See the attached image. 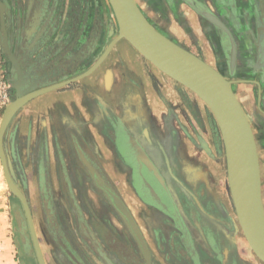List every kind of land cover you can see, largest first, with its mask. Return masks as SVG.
I'll list each match as a JSON object with an SVG mask.
<instances>
[{
    "label": "flooded vegetation",
    "instance_id": "obj_1",
    "mask_svg": "<svg viewBox=\"0 0 264 264\" xmlns=\"http://www.w3.org/2000/svg\"><path fill=\"white\" fill-rule=\"evenodd\" d=\"M66 1L67 5L65 0H2L0 2V35L8 51V54H5L6 58L2 59V67L8 84L9 97L16 94V88L25 92L33 90L34 86H42V81L47 78H51V83H55L84 72L102 55L106 46L117 34L113 22L112 33L109 34V26L106 25L104 36H99L95 26L92 28L90 25L88 18L90 11L87 8L84 12L85 23L79 20L74 6L79 5L80 0ZM203 11L217 16L209 9ZM217 18L220 19L218 16ZM220 21L223 22L221 19ZM53 30H56L59 39L56 35H51ZM262 39L263 50L259 54V60L264 57V36ZM60 40L62 44L59 46ZM227 40L230 50L232 45L229 37ZM128 45L132 47L125 39L118 40L89 76L94 83V90L90 94L92 103L85 104L83 107L85 110L80 114V133L86 138L84 140L82 136L81 141L85 144L81 146L92 152L100 162L98 153L100 144L107 151H111L113 156L115 152L120 157V162L126 164L121 168L117 161L114 162L121 173L127 174V183L134 190L133 194L137 202L132 200L136 204V212L132 209L131 212L145 240L146 255L139 244L137 245L129 227L93 187L90 173L81 161V157H86L92 163L93 157L84 156L81 152L77 157L75 152L74 169L59 163L51 166L45 162L40 164L28 161L32 174L26 176V179L44 184L45 194L42 200L50 218L46 217V219L47 222L49 219L52 223L51 225L50 222L48 223L49 229L55 234V238L50 235L53 245L46 236L45 247L48 248L49 257L46 256L37 237L44 263L257 264L254 260L249 263L242 257L234 242L236 232L233 228L230 230L224 223L229 216L224 213L223 208L219 209V214L227 232L222 233V241L219 239L217 241L221 245L206 241L205 247L200 241L190 237L192 224L187 223V219L191 217V205L185 206L186 208L181 211L175 204L170 185L166 180L175 173L174 168H171L170 172L169 169L166 170L164 174L166 178L162 180H166L167 183L166 181L161 183L159 179L161 169H156L154 164L158 158V151L162 159L164 157L156 143L155 133L153 135L145 130L141 132L137 120L123 119V115L118 114L121 113L119 104H116V109L110 108L107 100L110 95H114L116 89L123 88L129 96L136 94V89L141 84V82L138 84L136 78L141 72L139 62L148 66L147 82L153 92L156 89L153 85L158 83L159 70L146 62L135 49L136 60H132L133 56ZM232 48L230 54L233 50L232 56L235 58L234 44ZM80 60L84 64L75 66ZM130 60L133 63L126 66L125 64ZM234 63L235 59L233 63L231 59L229 70H232ZM217 68L230 79L227 75L229 73L225 72L223 67L217 65ZM245 69L249 71L247 66ZM128 77H131L135 83L129 82ZM79 81L80 83L74 84L79 86L81 96L88 95L85 84L81 83L83 80L79 79ZM128 84L132 86L130 89L127 87ZM67 86L70 84L60 88L65 89L68 88ZM156 92L159 94L158 90ZM48 185H55L57 188L54 191L58 194L53 202L55 207L54 205L50 207V200L53 197L50 195ZM75 187L78 188L77 192L74 190ZM182 193L178 192V195ZM185 212L189 218L186 217ZM208 218L206 214L202 215L199 219L200 226L208 230L207 235L211 232L215 235V218L212 220ZM32 245L34 246L31 236V247ZM224 246L227 249L226 253ZM31 247L23 248L27 254L25 262L39 264L35 246L37 259L35 257L34 260L28 252Z\"/></svg>",
    "mask_w": 264,
    "mask_h": 264
},
{
    "label": "crops",
    "instance_id": "obj_2",
    "mask_svg": "<svg viewBox=\"0 0 264 264\" xmlns=\"http://www.w3.org/2000/svg\"><path fill=\"white\" fill-rule=\"evenodd\" d=\"M135 1L148 20L160 32L165 33L168 38L198 55L213 67L217 68V65H220L224 71L230 74V79H228L231 81L232 89L247 115L251 128L259 127L261 125L260 121L264 120V73L261 70H256L255 66L257 65L258 45L264 36V0ZM66 2L65 0V5H67ZM74 7H76L79 20L83 23H85V8L90 11L88 15L90 25L92 28L96 26L95 30L97 29L99 36L105 34L106 25L110 27L113 23L106 0H80L79 5ZM202 9H209L215 13L226 24L231 33L235 44V63L232 70H229L231 67L229 65L228 37L223 30L215 27L200 14L199 11ZM96 18L99 22H96ZM61 44L62 40H60L59 46ZM128 48L131 51V56H133L132 60L135 61L134 48L129 45ZM132 60L125 65H131ZM121 64L123 65V63ZM138 65L141 72L136 78L139 81L138 84L141 82L143 85L139 84L136 94L130 96L126 94L123 88L116 89L114 95H110L107 100L109 106L111 109H116V104H119L120 112L124 114L119 112L118 114L123 115V119L127 121L137 120L141 132L145 130L153 135L155 133L156 143L159 145L164 159L158 151V161L156 160L154 165L156 169H161L159 173L162 178H166L164 174L167 169L170 172V169L174 168L176 178L182 187L185 186V183H188L191 184L192 190L193 188L199 189V191H193L192 193L191 189L188 191V195L196 197L195 199L199 201L198 206L195 207L197 209L192 211V217H196L197 212L200 211L212 217L214 214L210 208L215 209L216 205L210 201H217L218 195L216 192L207 190L209 185L207 160L206 158L204 160L198 158L201 153L190 134H187L192 122L191 108L186 107L183 99L181 100V106L185 105V108L182 110V107H180L177 112L175 111L176 100L173 96L161 95V93H159L160 95H153L149 82H147L148 66L143 62H139ZM246 66L249 71L245 69ZM157 72H159L158 79L160 77L162 79L163 75L160 76V71ZM91 73L80 78L83 80L81 83L85 84L88 95L81 96L79 86L74 84L80 83L77 79L69 83L68 88L59 87L38 94L25 102L15 112L6 132L11 152L15 157L17 154L16 146L21 142L25 146L30 145L25 150L27 162L40 161L41 163L42 161V163L45 162L51 166L54 163H59L74 169L76 159L74 153L76 152L78 157L81 152L84 156L93 157L94 162L92 161V164L99 169L109 183L113 182L110 172L106 170L108 162L106 149L103 148V155L99 154L100 162H98L92 152L81 146V144H85L81 141L82 136L84 140L86 138L80 133V114L84 112L83 107H85V104L92 103L90 101L92 95L90 94L93 93L94 83L89 77ZM225 77L227 78V76ZM168 78L167 80L174 81L170 77ZM127 79L129 82L135 83L131 77ZM42 83L43 85L39 87L51 84V78L43 80ZM127 87L130 89L132 86L128 84ZM197 109L200 117L197 116L195 119L201 121L200 123L204 125L203 127L207 132L216 136L217 127L207 106L201 102L197 105ZM157 115L158 118H156ZM179 116L186 121L185 125L180 124L179 121L182 118ZM253 120H258L256 125L252 123ZM260 143L264 145L262 138ZM98 153H101V150ZM103 160L106 164L102 163ZM200 162L205 164L202 166ZM118 165L122 168L126 164L120 162ZM115 166L117 165L110 163V169ZM214 222L216 223L215 235H212L213 232L207 235L208 230L206 231L205 228L200 226L201 223L199 224L195 220V224L191 226L190 237L200 241L205 247L206 241L216 245V239L222 241L221 236L226 234L224 232L227 231L222 224L221 217L217 214Z\"/></svg>",
    "mask_w": 264,
    "mask_h": 264
},
{
    "label": "water",
    "instance_id": "obj_3",
    "mask_svg": "<svg viewBox=\"0 0 264 264\" xmlns=\"http://www.w3.org/2000/svg\"><path fill=\"white\" fill-rule=\"evenodd\" d=\"M107 3L117 26V34L95 63L81 74L72 78L43 87H34L33 90L25 92L16 88L15 97L5 104L0 118V162L3 174L8 188L19 198L23 205L39 264L45 263L29 207L24 195L15 183L11 162L4 149L3 137L6 128L15 112L29 99L89 75L103 61L111 47L120 39H125L160 72L193 92L211 112L224 148L227 183L238 225L250 249L264 263V206L261 196V176L256 140L247 115L232 89L231 81L201 57L160 32L148 20L135 0H107ZM199 12L215 27L223 30L228 35L230 44L233 46L234 42L227 26L224 25V27L203 11L200 10ZM112 26L113 23L109 27V34L112 33ZM261 42H263V39L260 40L258 45L259 51L255 69L264 73V61L262 59L258 61L262 50ZM1 45L7 55L8 51L4 41H1ZM230 58L229 60H231ZM10 107L12 110L7 115ZM202 145L204 146V143ZM81 161L90 173L97 189L114 207L141 247L137 234L131 228L126 214L116 206L112 196H116L121 201L125 211L135 224L133 216L123 199L99 169L86 157H81ZM135 227L145 244V240L136 224Z\"/></svg>",
    "mask_w": 264,
    "mask_h": 264
},
{
    "label": "rangeland",
    "instance_id": "obj_4",
    "mask_svg": "<svg viewBox=\"0 0 264 264\" xmlns=\"http://www.w3.org/2000/svg\"><path fill=\"white\" fill-rule=\"evenodd\" d=\"M1 1L2 0H0V2ZM111 17H112L113 22L115 24V21H114L112 14H111ZM96 22H99L97 18H96ZM115 26H116V24H115ZM96 32H97V29H96ZM102 32H103V29H102ZM116 32H117V26H116ZM51 35H53V36L56 35V37H58L57 39H59V36H57L58 34H57L56 30L55 31L53 30ZM1 41H2V38L0 35V77H3L5 79L4 71H3V67H2V59L4 57L6 58V56H5V50H4L3 46L1 45ZM204 57H207V56H204ZM146 62H149V61L146 60ZM81 63L84 64V62H82L80 60V61H78L77 64H75V66H77L78 64H81ZM149 64H151V63L149 62ZM81 73H79V74H81ZM161 73L162 72H160V76L163 75V78H162L163 80L160 77V79L157 80V82H158L157 85H153V88L154 89L156 88L155 92H153V95L156 96V94H158L156 92V90H158L159 93H161V95L173 96L176 100L175 111H177V112L180 109V107H182L181 109L183 110L185 108V105L188 109L191 108L190 112L192 114V122H191V126L187 130V134H190V137L192 138V140H194L193 142L196 144L198 151L201 153L198 158L201 160H204L206 158V160H207L206 166L208 167V176H209V178H208L209 185L207 186V190L210 192L211 191L216 192L218 195L217 201H210L211 203H215V205H216L215 206L216 208L214 207L215 209L210 208L211 212L215 216L213 215L212 217H209L208 219L209 220L214 219L216 217V214H218L220 216L219 209L223 208L224 213L228 214V216H229V218L226 219V221L224 220V223L226 226L227 225L229 226L230 230H232V228H233L234 232H236L235 236H234V240H235L234 242L236 243L238 249L240 250L242 257L246 261H248L249 263L254 260L257 262V264H264L260 259H258L256 257V255L250 249V247H249L247 241L245 240V238L242 234V231L238 225V221L236 218L234 206L232 203V199L230 196V191H229V187H228V183H227V173H226V162H225L224 148H223V144H222V140H221L218 128H217L216 136H215V134L213 136L209 132H207V130L203 127L204 125L202 123H200L201 121L199 122L198 119H195L197 116L200 117L198 115L199 112L197 109V105H199V103H201L202 101L193 92H191L189 89H187L183 85L177 83L176 81L167 80L169 78L167 76H165V74H161ZM227 75L229 76L230 74H227ZM14 97H15V95H12V97H10V100H12ZM178 99H180V101H178ZM183 99L185 100L184 101L185 105L181 106V100H183ZM4 107H5V105L0 106V118L2 116ZM210 115H212L211 112H210ZM179 117L182 118L181 116H179ZM156 118H158V115L156 116ZM179 122H180V124H184V125L186 123V121H184L183 118ZM257 122H258V120L252 121V123L254 125H256ZM260 122H261V125L259 127H256L255 129H252V130L254 133V138L256 140L259 165L261 162V165H260L261 196H262V202H263V206H264V145L262 143H260L261 138H262V141L264 140V120H262ZM6 132H7V128H6L4 137H3L4 149H5V152H6L7 156L9 157V160L11 162L12 172H13V175L15 176V183L27 201L29 211H30V214H31L34 226H35L36 233H37V237L40 241L41 247L43 248L44 252L46 253V256L49 257L50 255L48 253V248L45 247L47 244L46 236L48 237L49 243L53 245L54 242L51 240L52 238L50 237V235L53 238H55V234L52 233L51 229H49L50 226L48 225V223L50 222V220H49L50 218H49V215L47 214V212L45 210L46 208L43 205L42 197L45 194L44 193V184L32 182L31 180L27 181L26 176H29L32 173H31V168L29 167V163L27 162V158L25 157L26 146L24 144H21V142H20V144H18L16 146V149H17L16 153L17 154L15 157L13 155V153L11 152V146L8 143V137H7ZM201 139H203L206 142V147H204L201 144ZM97 143H99L98 140H97ZM103 148L104 147L99 144L98 149L101 150V153H99L101 155H103V153H104V152H102ZM106 153L108 155V162L106 164L105 161L103 160L102 163L103 164L105 163L107 165L106 170L108 172H110V174H111V180H113V182L110 184L115 188V190L120 195V197L121 196L123 197V198L122 197L121 198L123 199L125 204L127 203L126 204L127 207L128 208L130 207L129 208L130 212H131V209L133 210V212H136V210H135L136 204H134V203L137 202V200L135 199V196L133 194L134 193L133 188L131 187L130 184L127 183V181H128L127 180V174L123 173V172L121 173L120 168H118L117 166L110 169V163L112 165H114L115 161H117V163H120V157L117 156L115 152H113L114 156L112 155L111 151H107ZM102 159H103V156H102ZM15 161H17V162H15ZM38 162L40 163V161H37L36 163H38ZM200 163L202 166L205 164L202 162H200ZM40 164H42V161ZM159 175L158 176L160 178L159 177L158 178L160 179L161 183H165V180H162L163 178H162L161 174H159ZM24 177H25V179H24ZM22 180H24V181H22ZM167 180H168V183L170 185V189H171L170 191H171V194L175 200L176 206L182 211L183 208H186L185 206L188 207L191 205V207H190L191 208V217L190 218L187 217L188 215L185 212L186 217L189 218V219H187V223L194 225L195 220L197 223H199L200 217L202 215H205V213L200 211V212H197L196 217H192L193 216L192 211H194V209H197L195 207L198 206L199 201L197 199H195L196 197L194 198L192 195H188L189 189L192 188L191 184L185 183V186L182 187L181 184L178 182L179 180H177V178H176V172L174 174H172L170 176V178H168ZM92 184H93V187L95 188V190L101 195V197L107 202L108 205H110L112 207V209L118 215L117 211L109 203V201L107 199H105V197L103 196L101 191L99 189H97V187L95 186L94 183H92ZM48 189H49V192H51L50 195H52V197H53L50 200L52 203V204L50 203V207L53 205L55 207V204L53 202H54V200L57 199L58 194H57V192H54V191H56L57 188L55 187V185H48ZM74 190H75V192H77L78 188L75 187ZM202 190H203V188H202ZM193 191H199V189L193 188V190L191 189V193ZM178 192H183L184 194L182 193L181 195H178ZM132 199H134L135 202H133ZM145 211L147 212V210H145ZM131 214H132V212H131ZM46 217L49 218L48 222H47ZM51 224L52 223L50 222V225ZM29 235H30V231H29L28 221H27V217H26L23 205H22L21 201L19 200V198L16 195H14L12 193V191L8 188L4 174H3L1 162H0V264H26L25 257L27 254L25 253V250L23 248L28 249L29 247H31V236H29ZM217 241H218V239H216V244H219V242H217ZM137 245H138V243H137ZM224 250L226 253V251H227L226 247H224ZM28 252L31 253L32 256L31 255L30 256L35 260L36 254H35V250H34L33 245L29 249ZM36 259H37V257H36Z\"/></svg>",
    "mask_w": 264,
    "mask_h": 264
},
{
    "label": "bare ground",
    "instance_id": "obj_5",
    "mask_svg": "<svg viewBox=\"0 0 264 264\" xmlns=\"http://www.w3.org/2000/svg\"><path fill=\"white\" fill-rule=\"evenodd\" d=\"M204 9H202L201 11H203ZM204 13H206V15H208L210 18H212L213 20H215V21H217L218 23H221L222 25H223V23L220 21V19H218L217 18V16H214L213 14H210V13H208V12H206V11H203ZM224 26V25H223ZM225 27V26H224ZM233 49V48H232ZM230 50H231V48H230ZM262 50H263V48H262ZM264 52V51H263ZM232 54H233V50L231 51V54H230V59H232V63L234 62V59L235 58H233V56H232ZM231 61V60H230ZM258 61H259V59H258ZM262 61H264V57L262 58ZM12 107V106H11ZM11 107L8 109V111H7V115H9V113L11 112ZM201 143L203 144L204 143V146L206 147V142L203 140V139H201ZM112 198H113V201H114V203L116 204V206L118 207V208H120L125 214H126V216H127V218H128V221H129V224H130V226H131V228L134 230V232L137 234V237H138V239H139V242H140V245H141V249L143 250V252L145 253V255H146V249L147 248H145L146 247V245L143 243V241H142V239H141V237H140V235H139V233H138V231H137V229H136V227H135V224H134V222L131 220V218L129 217V215H128V213L125 211V208H124V206H123V204L121 203V201L116 197V196H112Z\"/></svg>",
    "mask_w": 264,
    "mask_h": 264
},
{
    "label": "built area",
    "instance_id": "obj_6",
    "mask_svg": "<svg viewBox=\"0 0 264 264\" xmlns=\"http://www.w3.org/2000/svg\"><path fill=\"white\" fill-rule=\"evenodd\" d=\"M9 100L8 84L3 77H0V106L5 105Z\"/></svg>",
    "mask_w": 264,
    "mask_h": 264
}]
</instances>
